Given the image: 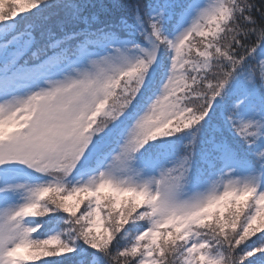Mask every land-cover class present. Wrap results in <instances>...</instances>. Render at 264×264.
<instances>
[{
    "label": "snow or ice",
    "instance_id": "obj_1",
    "mask_svg": "<svg viewBox=\"0 0 264 264\" xmlns=\"http://www.w3.org/2000/svg\"><path fill=\"white\" fill-rule=\"evenodd\" d=\"M0 264H264V0H0Z\"/></svg>",
    "mask_w": 264,
    "mask_h": 264
}]
</instances>
